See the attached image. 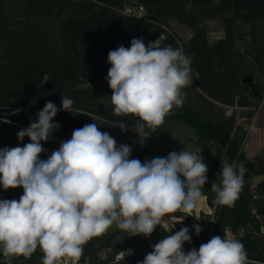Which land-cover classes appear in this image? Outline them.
Segmentation results:
<instances>
[{
	"label": "trees",
	"instance_id": "obj_1",
	"mask_svg": "<svg viewBox=\"0 0 264 264\" xmlns=\"http://www.w3.org/2000/svg\"><path fill=\"white\" fill-rule=\"evenodd\" d=\"M137 4L144 6L145 17L121 12ZM50 5L58 6V11L50 10ZM217 17L223 18L226 35L210 43L204 21ZM50 19L55 21L53 38L41 26ZM172 19L193 31L181 44L168 29ZM263 22L264 0H0V114L30 126L50 101L58 108L53 120L60 125L53 133L71 139L75 129L95 122L117 146L127 144L130 130L122 132L116 124L124 122L131 128L137 118L113 114L106 79L111 67L108 53L121 45L130 47L134 38H142L147 45L164 33L165 44L181 48L192 58V83L183 89L185 103L166 117L189 125L199 144L221 146L227 163L242 162L246 169L242 189L231 206L213 202L216 194L207 177L202 191L214 210L215 236L225 237L230 228L244 244L248 258L264 261V177L252 185L254 177L264 175V149L247 156V130L237 121L239 107L248 108L253 116L255 101L264 99ZM247 23H251L249 33L244 30ZM238 41H244L243 47H238ZM62 96L73 100L69 116L62 109ZM82 111H93L103 121L79 113ZM229 111L231 115H227ZM144 132L141 147L130 159L143 163L178 152L166 143L162 125L155 132L151 128ZM2 199L8 198L4 194ZM189 221H175V226L180 230ZM119 234L112 226L94 237L84 246L80 264H116L115 257L123 250L114 245ZM206 235L193 237L192 244L207 243ZM105 251L110 253L104 257ZM135 251L118 264H137L140 257ZM42 256L37 249L30 258L15 257L10 264H42ZM0 264H5L2 254Z\"/></svg>",
	"mask_w": 264,
	"mask_h": 264
},
{
	"label": "clouds",
	"instance_id": "obj_2",
	"mask_svg": "<svg viewBox=\"0 0 264 264\" xmlns=\"http://www.w3.org/2000/svg\"><path fill=\"white\" fill-rule=\"evenodd\" d=\"M166 40L164 33L147 45L134 38L130 47L121 45L108 53L111 67L106 79L113 114L137 118L131 128L116 124L122 132L134 130L139 136L145 128L155 132L173 108L185 103L183 89L192 83V58ZM72 105L71 98L62 96L64 111L72 113ZM57 112V106L47 102L38 121L17 133L19 140L28 137L30 142L0 149V186L23 188L19 200H0V254L5 264L15 257L30 258L37 249L43 253L42 264H78L84 246L113 225L129 237H149L157 226L172 223L173 214L195 216L208 172L201 155L185 149L142 163L130 159L129 145L117 146L94 122L75 129L71 139L42 160L41 141H48L60 127L52 122ZM245 172L242 162L221 163L220 183L211 187L216 194L213 202L231 206ZM193 228L197 236L203 231L198 224ZM191 239L188 227H183L153 245L137 264H264L249 260L239 240L218 235L199 250L185 253L183 245ZM126 254L131 250L121 251L116 264Z\"/></svg>",
	"mask_w": 264,
	"mask_h": 264
},
{
	"label": "rangeland",
	"instance_id": "obj_3",
	"mask_svg": "<svg viewBox=\"0 0 264 264\" xmlns=\"http://www.w3.org/2000/svg\"><path fill=\"white\" fill-rule=\"evenodd\" d=\"M49 9L53 12L58 11V6L50 5ZM54 19H50L47 24H42V28L46 29L47 35L50 38H53L52 27ZM205 24L207 25V35L208 41L213 43L226 35L225 32V25L223 22L222 17L217 18H208L205 19ZM47 25V26H46ZM264 27V22L261 24ZM169 31L176 37L178 43H182L183 41L189 39L193 31L190 27L186 24L182 23L178 19H172L170 21ZM251 29V23H247L244 25V30L249 33ZM264 29V28H263ZM249 35L246 39H249ZM238 47H243L244 41L237 42ZM1 59V57H0ZM64 111V110H63ZM248 108L246 107H239L238 108V123L243 126L247 130V138L244 144V151L249 157H253L256 154L260 153L264 149V99L261 102L255 101L254 107V115L250 116L248 113ZM85 116L93 117L97 120H102L103 118L100 117L98 114L94 113L93 111H82L79 112ZM65 116L71 115L70 112L64 111ZM38 121V116L35 117L33 122ZM56 123L55 120L52 121ZM22 130V129H21ZM20 130L15 129L9 123L0 124V149L5 147H23L24 144L30 142V138L25 137L23 141L19 140L17 137V133ZM162 133L164 137L167 138L168 144L176 149V151L180 152L183 150H187L193 154L201 155L203 158V163L207 165L208 171L207 177L209 181L213 184V182L220 183L218 179V174L221 170V163L226 162L228 159L226 150L217 144H199L197 142V136L192 127L187 124L180 123L177 121H172L170 117H166L163 124H162ZM146 135L143 132L140 136L139 134L134 131L130 130L127 133L126 143L132 148V152L134 153L139 150L143 143V138ZM68 139V138H67ZM64 141L63 139H52L49 138L48 141H41L42 147L45 149L40 155L43 157V160H46L51 153L60 146V143ZM264 175H258L252 179V185L255 186ZM6 195L9 200L16 199L19 200L20 196L23 195L22 187H17L15 189L9 188L8 190H4L2 186H0V195ZM195 216H200L201 209L194 210ZM199 220H194V225H199L203 231L198 235H206V232L209 229V225L213 219L212 212L210 214H203L198 217ZM175 224V220L173 221ZM193 221L190 219L188 225L189 235L193 237H197L194 233L193 228ZM173 225H170L169 228L157 226L155 231L149 237H145L143 235L129 237L127 233L120 230L119 236L114 241L115 247L118 249L125 248L126 246H135V250L140 257V261L144 259V257L153 251V245L158 243L161 239L165 238L167 235L174 234L176 231H179L176 228H173L171 233H168V230L172 229ZM113 228H116L113 225ZM117 229V228H116ZM264 231V227L261 229ZM207 238V235H206ZM191 243L185 242L183 245V250L185 253L193 249ZM140 250H142L140 252ZM136 252V251H135ZM109 251H105L102 255L105 257L109 254ZM80 264V262H78Z\"/></svg>",
	"mask_w": 264,
	"mask_h": 264
},
{
	"label": "built area",
	"instance_id": "obj_4",
	"mask_svg": "<svg viewBox=\"0 0 264 264\" xmlns=\"http://www.w3.org/2000/svg\"><path fill=\"white\" fill-rule=\"evenodd\" d=\"M121 12L124 13V14H127V15H134V16L141 17V18L145 17V8H144V6L142 4H137V5H133V6H127L125 9L121 10ZM0 118H7V117H4V116H2L0 114ZM7 119L10 120V123L9 124H17V125L22 126L25 129L29 127L28 125H23V124L17 123L16 121H13V120H11L9 118H7ZM50 138L55 139V140L56 139L59 140V138L65 139L66 137H62V136H59V135H57L55 133H52L51 136H50ZM213 212H214V210H213ZM213 212H212V214H213ZM173 224H174V222L172 221V223L166 225L165 227L166 228H169L170 225H173ZM174 228H176V226ZM208 230L210 232L207 234V239L210 240L212 237L215 236V233H214V217H213V219L211 221V224L209 225V229ZM225 237L228 238V239H238L237 238V235L230 228H227L225 230ZM191 245L196 250H199V247L198 246H196L194 244H191ZM128 250H131V254L130 255H132V254L135 253V249L134 248H131V247L125 248L122 251L127 252ZM119 253L117 255H119ZM117 255H116V257H117ZM126 256H129V255L126 254L125 257ZM116 257H115V261H116ZM249 260H258V259H251V258H249ZM258 261L264 262L262 260H258Z\"/></svg>",
	"mask_w": 264,
	"mask_h": 264
},
{
	"label": "crops",
	"instance_id": "obj_5",
	"mask_svg": "<svg viewBox=\"0 0 264 264\" xmlns=\"http://www.w3.org/2000/svg\"><path fill=\"white\" fill-rule=\"evenodd\" d=\"M167 144H168V142H166ZM169 145V144H168ZM198 209H201V215H203V214H210L211 212H213V208H211L209 205H208V203H207V199H206V197L205 196H203L202 197V199H201V201H200V203H199V205H198V207L196 208V210H198ZM174 216H175V221H184V220H186V219H188V220H192L193 221V225L195 224V221L194 220H196V217L198 218V217H200V216H187L186 217V215H184V214H182L181 213V215H179V214H173ZM193 215H195V211L193 212ZM173 220V221H174ZM128 247H131V248H134L135 249V246H126L125 248H128ZM125 248H122V249H125ZM142 250H140V252H141Z\"/></svg>",
	"mask_w": 264,
	"mask_h": 264
},
{
	"label": "bare ground",
	"instance_id": "obj_6",
	"mask_svg": "<svg viewBox=\"0 0 264 264\" xmlns=\"http://www.w3.org/2000/svg\"><path fill=\"white\" fill-rule=\"evenodd\" d=\"M64 141L68 140L67 138L63 139Z\"/></svg>",
	"mask_w": 264,
	"mask_h": 264
}]
</instances>
